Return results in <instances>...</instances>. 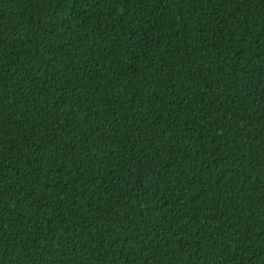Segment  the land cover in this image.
<instances>
[{"label": "trees", "instance_id": "1", "mask_svg": "<svg viewBox=\"0 0 264 264\" xmlns=\"http://www.w3.org/2000/svg\"><path fill=\"white\" fill-rule=\"evenodd\" d=\"M0 264H264V0H0Z\"/></svg>", "mask_w": 264, "mask_h": 264}]
</instances>
